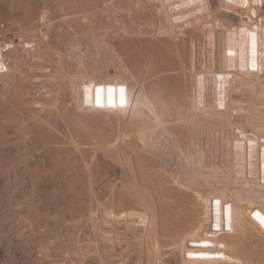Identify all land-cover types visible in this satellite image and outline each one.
I'll list each match as a JSON object with an SVG mask.
<instances>
[{
    "label": "bare ground",
    "instance_id": "1",
    "mask_svg": "<svg viewBox=\"0 0 264 264\" xmlns=\"http://www.w3.org/2000/svg\"><path fill=\"white\" fill-rule=\"evenodd\" d=\"M0 20V179L24 196L22 226L70 228L62 264H264V71L240 64L238 49L264 29V8L0 0ZM109 79L138 93L133 110L130 93L126 107L95 106ZM28 194H49L50 206ZM60 195L69 201L54 209ZM225 205L227 230L213 228ZM10 219L0 234L13 244L23 232ZM215 238L225 248H192Z\"/></svg>",
    "mask_w": 264,
    "mask_h": 264
},
{
    "label": "rangeland",
    "instance_id": "2",
    "mask_svg": "<svg viewBox=\"0 0 264 264\" xmlns=\"http://www.w3.org/2000/svg\"><path fill=\"white\" fill-rule=\"evenodd\" d=\"M99 3H101L102 4V2L100 1ZM0 21H2V20H0ZM3 181H2V180ZM0 179V192H2V194L0 193V216L2 217L3 216V219L0 217V219H1V222H2V220H3V224L5 225L6 223H4V218L5 217H7V219L10 217H12V224H14L15 225V222L17 223L16 225H20V226H22L23 224L22 223H20V219L19 218H21L20 216L22 215V205L20 206V204L22 203L20 200L22 199L23 200V194H21L20 192H10V194L7 192V191H5V179L4 178H1ZM2 190V191H1ZM3 191H5V193H6V195H7V197L8 198H12L11 200L13 201V205H12V209L14 208V210H11V212L9 213V217L7 216V215H1V213H2V206H3V203H1V202H3L1 199H4V195L5 194H3L4 192ZM12 193V194H11ZM15 193V194H14ZM16 193H18V194H16ZM8 194L10 195V196H8ZM6 195H5V198H6ZM14 195H15V197H14ZM20 195V196H19ZM21 195H22V197H21ZM31 195H33V194H28L27 196L28 197H30V199L32 198V199H34V200H36V202L38 201V205L37 206H39V208H43L44 210L46 209V208H48V207H42V206H45V205H42V204H46V205H48V201H49V194L48 195H46V196H42L41 194H34L33 196H31ZM3 197V198H2ZM17 197V198H16ZM21 197V198H20ZM54 197V196H53ZM63 197V198H62ZM36 198V199H35ZM45 198H47L48 199V201H47V199H45ZM50 198H51V196H50ZM59 198H61L62 200L63 199H65L66 201L68 200V197H67V199H66V197L65 196H57V199L56 200H58V202L59 203H57V201L55 200V201H52L53 202V204H51L52 206L51 207H53L54 209L55 208H59L60 206L62 207V205H64V203L66 204V203H68V201L66 202L65 200H61L60 199V201H59ZM42 199V200H41ZM15 200H17V201H19V202H17V201H15ZM43 203H42V202ZM45 201H47V202H45ZM51 201V200H50ZM39 202H40V204L42 205H39ZM51 202V203H52ZM64 202V203H63ZM48 206H50V203H49V205ZM16 207V208H15ZM50 207V208H51ZM53 208H51L52 210H53ZM65 208V207H64ZM42 209V212H44V210ZM21 211V212H19V211ZM17 213V214H16ZM40 213H41V209H40ZM12 215V216H11ZM18 215H19V217H18ZM17 216V217H16ZM14 217H16V218H14ZM9 218V219H10ZM5 220V222H7L8 224H11V219L9 220ZM10 221V222H9ZM45 218H43L42 219V224H41V222L39 223V226L41 227V228H39V226H38V224L36 223V228L34 229V227H29V226H26V225H24V226H22L21 227V231L20 232H23L22 233V235L21 234H17L15 237H14V240L12 241V242H14L13 244L12 243H10L8 240V242H6L5 240H3V239H5V238H3V236L0 234V264H30V261L32 262V259L34 260V257L36 258L35 260H37V258H38V256L40 257V259H38V264H41V263H45V264H48V260H47V262H46V259L44 258V257H42L43 256V253L45 252V251H50V253H52L53 255H55L54 256V258L58 261V264H62V260H63V257L65 258V257H67V255H66V253H68V252H71V250H72V235H70V234H72L71 232H70V228H68V227H66L65 226V228H64V225L65 224H63V223H56V224H53V223H51V224H49V227H51L50 229H52L51 230V232H49V234L48 233H46V231H45V229H46V226H45ZM43 222H44V224H43ZM20 223V224H19ZM85 223V222H84ZM84 223H81V224H83V226H82V228L81 227H79L80 229L79 230H81V229H83L82 231H86V230H88L89 228H87L86 229V227H89V225H88V223H86V224H84ZM2 224V227L0 226V229L1 228H3V225ZM62 224H63V226H62ZM80 224V225H81ZM42 225V226H41ZM58 225V226H57ZM19 226V227H20ZM37 226H38V228H37ZM44 226V227H43ZM55 226V227H54ZM60 226H61V231H59L60 230ZM85 226V227H84ZM4 227H6V225L4 226ZM57 227V228H56ZM54 228V229H53ZM32 229V230H31ZM37 229H39L38 231H36ZM68 229V230H67ZM86 229V230H85ZM35 231L36 233L34 234L32 231ZM42 230V231H41ZM54 230V231H53ZM66 230H67V232H66ZM78 230V231H79ZM28 231V232H27ZM29 231H30V234H28L29 233ZM45 231V232H44ZM27 232V233H26ZM38 232V233H37ZM62 232H64V233H62ZM66 232V233H65ZM69 232V233H68ZM79 232H81V231H79ZM34 235H33V234ZM40 233H42V235L40 234ZM25 234V235H24ZM28 234V235H27ZM40 234V235H39ZM65 234V235H64ZM66 234H68V236L66 235ZM20 237H19V236ZM28 237H27V236ZM38 235H39V237H41V238H39L38 237ZM51 235V236H50ZM53 235V236H52ZM22 236H23V238L24 237H26L27 239H29L30 240V237H31V239L33 240H31V246H32V249L31 250H29V251H31V252H27V250H26V248H24L21 244V247L23 248V249H25V251L26 252H24V250L22 251L21 250V247L20 246H18V244L20 243V240H17V239H21L22 238ZM42 236H44V237H42ZM49 238H48V237ZM61 236V237H60ZM34 237H37L38 238V241L36 240L37 238H34ZM63 237V238H62ZM2 238V239H1ZM43 238V239H42ZM46 238V239H45ZM55 238V239H54ZM58 238V239H57ZM59 238H60V240H59ZM70 238V239H69ZM42 239V240H41ZM64 239V240H63ZM37 241V243H35L36 241ZM57 240V241H56ZM17 241H18V243H17ZM35 244H34V243ZM65 242V243H64ZM71 242V243H70ZM7 243V244H6ZM10 243V244H9ZM39 243V244H38ZM52 243H53V245H52ZM9 244V245H8ZM15 244V245H14ZM33 244V245H32ZM49 244V245H48ZM56 244V245H55ZM5 245H6V247H5ZM9 247H8V246ZM52 245V246H51ZM15 246H17V247H15ZM38 246V247H37ZM39 246H41V247H39ZM47 246V247H46ZM55 246V247H54ZM19 247H20V250H19ZM35 247H37V248H35ZM51 249H50V248ZM6 248V249H5ZM13 248H14V250H13ZM16 248L18 249V251L16 250ZM49 248V249H48ZM8 249V250H7ZM36 249V250H35ZM40 249V250H39ZM45 251H44V250ZM66 249V250H65ZM42 250H43V252H42ZM53 250V251H52ZM58 250V251H57ZM9 251V252H8ZM32 251H33V255H31L30 253H32ZM37 251V253L38 254H34V252H36ZM40 251V252H39ZM48 251V252H49ZM52 251V252H51ZM56 251V252H55ZM68 251V252H67ZM54 252V253H53ZM30 254V256L32 257V259H30L29 257V255L28 254ZM58 254V255H57ZM64 254V255H63ZM58 256H60V257H58ZM43 259H42V258ZM29 259H30V261H29ZM45 259V260H44ZM60 259V260H59ZM40 260V261H39ZM42 260H44V261H42ZM28 261H29V263H28Z\"/></svg>",
    "mask_w": 264,
    "mask_h": 264
},
{
    "label": "snow or ice",
    "instance_id": "3",
    "mask_svg": "<svg viewBox=\"0 0 264 264\" xmlns=\"http://www.w3.org/2000/svg\"><path fill=\"white\" fill-rule=\"evenodd\" d=\"M227 2L229 4H234V3L239 4L243 7H247V5H248V0H227ZM251 35H252V47H253V68H255L256 67L255 59H254V57H255V35L254 34H251ZM2 68H3V66H2V64H0V69H2ZM109 91H111V90H109ZM120 93H121L120 103H121V105H123L124 104V96H123L124 89L123 88L120 89ZM221 107H223L222 104H221ZM256 215H257L258 219H260L261 225L264 226V217H261L259 215V213H257Z\"/></svg>",
    "mask_w": 264,
    "mask_h": 264
}]
</instances>
